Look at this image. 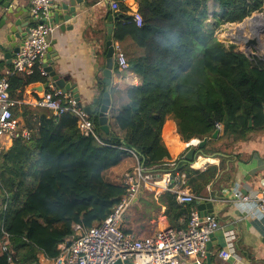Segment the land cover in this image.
<instances>
[{"label":"trees","instance_id":"obj_1","mask_svg":"<svg viewBox=\"0 0 264 264\" xmlns=\"http://www.w3.org/2000/svg\"><path fill=\"white\" fill-rule=\"evenodd\" d=\"M263 5L264 0H139L138 27L121 4L120 13H113L114 41L141 79L139 86L119 92L126 103L112 111L121 134L100 129L99 105L90 119L103 144L81 133L73 115L55 120L46 110L25 108L32 135L15 140L0 159V264H40V253L54 259L74 224L90 228L104 221L126 193L106 177L131 157L124 148L138 152L150 168L176 161L166 168L172 179L184 175L183 187L204 197L224 170L229 148L264 131V60L227 49L215 37L222 26L263 12ZM38 83H49L41 64L30 75L10 77L11 96L21 99ZM193 139H208L200 155L221 159L220 167L200 171L182 158ZM146 194L149 198L141 195L134 204L144 201L153 211L165 207L170 228L188 227L196 202L182 203L171 192ZM149 212L141 210L140 221Z\"/></svg>","mask_w":264,"mask_h":264},{"label":"built area","instance_id":"obj_2","mask_svg":"<svg viewBox=\"0 0 264 264\" xmlns=\"http://www.w3.org/2000/svg\"><path fill=\"white\" fill-rule=\"evenodd\" d=\"M114 13H120L123 4L126 7L124 14L131 17L138 27L143 25L140 13L139 0H108ZM32 13L39 21L48 19L50 13L49 0H30ZM53 27L48 23H39L31 28L30 39L24 48L13 59L12 68L0 77V139L6 136L19 137L14 132L18 122L13 110L19 105H29L32 108L46 110L51 117L59 120L65 115H73L78 119L77 125L81 133L93 136L97 142L103 144L95 130L90 116L79 107L74 98L63 90L49 83L45 90L34 101H24L11 96L10 77L17 74L30 75L34 67L41 64L49 48L48 37ZM114 59L116 70L120 73L129 71L128 57L121 43L114 41ZM218 129L222 127L219 125ZM23 138L30 139V133L22 134ZM202 140L193 139L186 143L183 151L186 153L192 147H197ZM134 165L122 173L119 184L126 189L111 214L101 223L93 227H86L82 223L74 224L72 234L58 246L59 255L47 261L50 264H115L117 261H131L134 264H187L191 259L196 264H206L208 244L213 234L220 228L214 215L201 216L194 210L190 215L189 225L186 229L175 230L166 227L154 235L143 236L136 233L126 234L123 222L135 201L145 192L161 195L166 192L176 194L179 201L191 204L198 201H207L197 197L189 189L182 188L185 176H176L166 168L176 166V161L167 162L161 166L150 168L144 165L136 151L124 148ZM184 155V156H185ZM182 157L185 159V157ZM212 200V199H210ZM231 204H242L249 207V215H264V192H255L243 195L234 192L229 200H222ZM8 252V244L4 246ZM233 249L227 248L220 252V257L231 261L235 259ZM12 260L9 255V261ZM231 264H237V263Z\"/></svg>","mask_w":264,"mask_h":264},{"label":"crops","instance_id":"obj_3","mask_svg":"<svg viewBox=\"0 0 264 264\" xmlns=\"http://www.w3.org/2000/svg\"><path fill=\"white\" fill-rule=\"evenodd\" d=\"M8 1L19 10L28 9V12L33 14L30 0ZM49 1L54 4L69 2V0ZM209 6L211 17V14H214L215 4L210 1ZM3 11V7L0 6V22L4 16ZM77 12L79 21L75 29L62 32L58 25H53V32L48 37V42L49 47H52L56 52L53 54L54 71L61 78L78 86L85 105H93V100L103 95L99 81L103 80L105 43L108 25L110 24L109 17H113L114 12L111 10L108 0H84L83 4L77 5ZM111 23L115 25L114 17ZM211 23L212 21L208 22V24ZM0 59L1 77L12 68V65H7L2 57ZM43 74L48 76L44 72ZM20 76L25 75L20 74ZM140 84L141 79L139 76L130 70L123 73L115 70L113 73L112 104L108 114L110 131L113 130L121 134L111 117L113 110L126 103V100L122 99V96H119L118 93H123L128 88ZM40 85L44 84L38 83L27 87L19 100L34 101L37 99L45 91L34 90ZM112 90H115V92L113 93ZM20 93L18 91L17 95ZM29 107L31 106L19 105L13 110L14 117L18 122L14 134L19 137L6 136L0 139V159L2 154L12 147L15 140H27L23 138V133L29 132L31 137L32 132L27 129L24 116L25 108ZM228 152L229 156H227L228 160L225 162L224 170L220 173L217 181L207 187L204 197H202L213 203L214 212L212 215L217 218L220 224V228L213 234L206 264L235 263L234 260L228 261L220 257V252L227 248L233 249L235 259L238 260L237 264H264V215L251 216L248 214V206L222 201L229 200L236 191L243 195L264 192L262 183L264 181V131L254 132L248 140L238 143L234 148H229ZM133 165L134 160L131 157L126 158L120 166L110 170L106 177L114 178L118 175L120 177L127 168L130 169ZM220 165L221 159L219 158L198 155L191 167L205 171L209 166L220 167ZM184 183L185 181L182 183V188L189 189L183 187ZM144 194L146 192L142 194L143 199L146 198ZM161 195L155 196V198ZM149 210H151L150 206L142 201V213L149 212ZM165 210V207H162L161 210H151L146 217L142 215V237L154 235L157 231L170 227L164 215ZM196 211L198 210L196 209ZM123 229H126L125 222H123ZM131 230L132 233H135L133 229ZM38 257L40 264H50L43 254L40 253ZM187 264H196V260L191 259Z\"/></svg>","mask_w":264,"mask_h":264},{"label":"water","instance_id":"obj_4","mask_svg":"<svg viewBox=\"0 0 264 264\" xmlns=\"http://www.w3.org/2000/svg\"><path fill=\"white\" fill-rule=\"evenodd\" d=\"M84 0H69L68 3L54 4L50 2V13L46 20L39 21L35 18L34 14H30L28 9L19 10L16 6L8 0H0V6L3 7V19L0 22V57L4 60L7 65H12L13 59L18 53L22 51L25 43L30 39L31 27L39 23H48L52 27L58 25L62 32L72 31L78 24V12L77 5L83 4ZM212 16V14H211ZM248 19V18H247ZM245 19L244 21H246ZM113 17H109L110 24L107 29L106 37V54H105V67L103 70V84L105 91L102 97H96L93 100V105H85L82 101L81 93L76 84L68 82L61 78L56 71L53 69L54 57L53 54L56 52L52 47L48 48V52L43 57L42 69L43 72L49 76V83L58 89L63 90L65 93H69L78 106L83 108L84 111L91 117L94 115V105H99L98 122L100 129L105 133H110L108 126L109 117L108 114L111 109V88L113 86V73L116 70L115 59H114V24L111 23ZM243 21V23H244ZM234 43H243L245 47V54L251 58L254 53L251 52L252 48L257 51L260 48V40L258 36L252 35V38L246 37L240 33L236 38L232 40ZM242 53V52H241ZM1 60V59H0ZM48 84L40 85L34 88L36 91H44L49 87ZM220 133V130H216L213 134V138L216 139ZM208 139H204L200 142L197 147H192L188 150L185 155V161L193 164L196 161L198 155L201 154L204 147L207 145ZM141 157V155L137 152ZM204 157V156H203ZM142 158V157H141ZM143 159V158H142ZM144 160V159H143ZM264 185V181L262 182ZM197 210L201 216L212 215L214 212L213 203L208 201L196 202ZM213 239V236L211 240ZM212 241L208 244V250ZM115 264H134L131 261H117Z\"/></svg>","mask_w":264,"mask_h":264},{"label":"rangeland","instance_id":"obj_5","mask_svg":"<svg viewBox=\"0 0 264 264\" xmlns=\"http://www.w3.org/2000/svg\"><path fill=\"white\" fill-rule=\"evenodd\" d=\"M263 7H264V5H263ZM260 17L264 18V11L253 13L246 21H244V23L241 22V23H236L233 25H224L216 31L215 37L227 49H230L232 47V48H234V50L236 52H239V53L242 52L243 53V52H245L244 44L243 43H239V44L234 43V42H232V40L234 38H236L240 33H242V35H244L246 37L252 38V33L250 31L251 24H256L257 26L259 24L260 25L263 24V28H262L263 30L260 33V37H258L260 40V48L258 51L255 48H252L251 52L254 53V55H252L251 57L252 58L253 57H259V58L264 60V23L262 21H260ZM243 25H246L244 29H242ZM244 32H246V33H244ZM119 96H120V94H119ZM128 169L129 168H127L125 171H127ZM119 178H120L119 175L117 177H114V178L107 176L108 180H110L111 182H114L116 184H119ZM147 195L149 196L150 194H144L145 197L149 198ZM141 210H142V205H140L138 203L135 204V206H133L128 211V213L125 217V221H124L126 229H128V228L133 229V232L140 235V237H142V221H140L141 220Z\"/></svg>","mask_w":264,"mask_h":264},{"label":"bare ground","instance_id":"obj_6","mask_svg":"<svg viewBox=\"0 0 264 264\" xmlns=\"http://www.w3.org/2000/svg\"><path fill=\"white\" fill-rule=\"evenodd\" d=\"M260 21H262L264 23V18L260 17ZM262 28H263V24L262 25L259 24L258 26L256 24H251L250 31H251L252 35L260 37V33L263 30ZM246 32H244V33H246Z\"/></svg>","mask_w":264,"mask_h":264}]
</instances>
